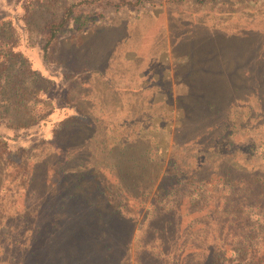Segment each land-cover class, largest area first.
Segmentation results:
<instances>
[{"label":"trees","instance_id":"1","mask_svg":"<svg viewBox=\"0 0 264 264\" xmlns=\"http://www.w3.org/2000/svg\"><path fill=\"white\" fill-rule=\"evenodd\" d=\"M16 1L22 12L19 20L24 23L20 28L23 33L24 29L27 33L25 24L31 13L35 15L39 10L48 17L57 2ZM196 1L203 4L216 0ZM77 5L60 8L62 13L51 21L38 52L33 51L27 36L23 38L17 32V20L14 24L11 18L0 17V200L12 194L11 186L5 188L2 179L10 166L17 168L15 176L21 182L16 187L22 193L18 209L16 205L12 209L0 205V264H130L133 224L118 205L128 190L139 191L137 187L144 185L141 167L133 166V173L129 172L128 163L135 149L125 147L119 151L123 162L114 166V186L85 169V164L69 168L67 160L63 166L69 165L68 169L57 171L55 167L47 174L59 154H71L74 147H83L79 139L89 128V117L82 107L85 98L72 94L75 88L90 87L93 77L114 92H132L116 86L106 75V53L98 48L93 52L92 47L84 51L83 34L89 25L87 20L81 22L74 16ZM80 38L79 44L63 45ZM193 38L183 40L181 46L191 43L175 60V79L185 86V93L178 98L179 138L194 132H207L204 137H209L223 131L215 138L222 142L234 135L229 122L241 129L242 119L250 115L262 118L264 124V35L241 30ZM178 68L182 70L178 72ZM72 137L76 143L73 150L68 146ZM32 139H39L52 152L29 163L23 156L34 147L27 142ZM213 149L223 150L220 141ZM75 158L80 159L77 155ZM211 175L210 179L202 178L198 171L186 172L173 162L158 184L152 186L153 180L150 182L138 198V209L148 198L151 204H159L160 196L174 198L164 207L149 204L153 214L147 220L144 236L153 235L154 240L152 247L149 244L141 249L142 256L149 252L163 264H190L182 258L199 252L193 264H263L264 168L253 166L246 175L219 166ZM34 198L38 204L30 207ZM179 198L189 205L191 222L181 232H186L184 239L176 244V240L169 241V235L174 214L181 209ZM151 222L160 223V228ZM143 258H135V264H150Z\"/></svg>","mask_w":264,"mask_h":264},{"label":"rangeland","instance_id":"2","mask_svg":"<svg viewBox=\"0 0 264 264\" xmlns=\"http://www.w3.org/2000/svg\"><path fill=\"white\" fill-rule=\"evenodd\" d=\"M84 1L57 0L53 10L49 9L48 17L46 12L39 10H35V15L31 13L28 18L26 14L27 33L25 29L24 33L20 30L24 23L20 22L22 12L16 7V0H0V17L11 18L14 24L17 20V32L23 38L27 36L30 39L28 42L34 45L33 51L38 52L51 21L55 16L61 15L60 8L78 4L74 9V16L79 17L81 22L87 20L86 25H89L87 32L83 34L84 51L92 47L93 52L98 48L106 53L110 65L106 69V75L113 78L116 86H125L132 92H114L104 87V83L98 78L93 77L90 79V87L75 88L72 94L85 98L82 107L88 111L86 112L89 117L86 120L89 128L79 139L83 140V147H74L71 154H59L54 164H47H53L47 174L55 171V167H58L59 171L68 169L66 166L69 165V168L74 169L85 164V169L92 171L94 175L103 176L106 182L114 186V178L117 176L114 166L123 162L119 151L125 147L134 148L135 153L131 154V161L128 163L131 167L129 172L133 173V166L141 167L146 178L142 177L144 185L137 187L139 191L128 190L118 205L123 207L121 210L131 220V225L133 224L129 247L130 264H135V258L138 257H144L145 262L150 264H163L161 260L155 261L154 257L148 255L151 254L149 252L147 256L152 260L140 254L142 248H147L149 244L152 247L154 240L153 235L148 238L144 236L147 220L153 214L149 212L151 199L143 200L144 206L138 209L141 202L138 198L150 187L152 180V186L158 184L173 162L184 171L196 170L202 178L207 179L211 178V173L219 166H229L246 175L251 172L253 166L264 168V124L262 118L258 119L256 115L246 117L245 114L241 129L232 127L233 123L229 122L228 127L234 135L227 136V139L223 137L225 140L222 142L215 140L220 131L213 132L209 137H204L207 132H194L179 138L177 133L180 131L181 113L178 98L185 93V86L180 83L181 80L175 79L176 56L188 50L191 42L183 46L181 44L190 36L195 38L212 32L234 34L241 30L264 35V0H232L230 3L226 0H216L203 4L197 3L196 0H89L90 3L83 4ZM80 41L81 38L71 42L65 41L63 45L69 46L73 42L79 44ZM179 70L182 69L178 68V72ZM90 99V102H86ZM243 101L246 99L243 98ZM244 126L246 130L242 129ZM221 132L220 135L224 134ZM71 140L68 146L73 150L72 146H76V143L74 137ZM217 141H220L223 150L214 151L213 146ZM27 142L31 147L34 146L23 156L29 163L43 159L52 152L51 147L39 143V139ZM76 155L80 159L75 158ZM65 160L69 161V165L63 166ZM45 172L40 174V180H43ZM16 174L17 168L13 166L2 174L4 187L11 186L12 194H7L0 200L1 207H20L22 193L16 185L21 179H17ZM137 180L139 181L140 177ZM40 184L44 188L43 183ZM14 190L17 192L14 193ZM8 197H13V200ZM173 198L172 196L165 199L160 196L159 204L151 206H167L165 203ZM37 204L38 199L34 198L29 206L35 207ZM178 204L181 209H177L174 214L169 235L172 236L169 241L176 240V244L184 239L186 232H181L185 225L191 222V216L187 214L189 205L183 200L180 201V198ZM158 212L159 210L156 211ZM167 217L162 219L163 224L166 223ZM151 223L153 227L160 228V223ZM173 245L174 243H171L170 246ZM188 254L182 258L183 261L193 264L199 259V252ZM260 255L261 263L264 264V249ZM228 257L232 259L231 256Z\"/></svg>","mask_w":264,"mask_h":264}]
</instances>
